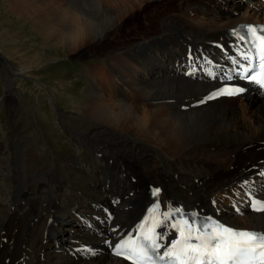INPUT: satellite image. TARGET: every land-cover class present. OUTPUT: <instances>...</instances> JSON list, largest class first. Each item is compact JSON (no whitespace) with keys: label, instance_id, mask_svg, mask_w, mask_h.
Instances as JSON below:
<instances>
[{"label":"bare ground","instance_id":"1","mask_svg":"<svg viewBox=\"0 0 264 264\" xmlns=\"http://www.w3.org/2000/svg\"><path fill=\"white\" fill-rule=\"evenodd\" d=\"M206 1L213 6L207 9ZM236 1L3 0L5 14L25 18L42 44L52 41L62 52L102 40L145 5L156 13H148L150 23L142 31L151 35L86 69L88 97L79 111L95 125L86 135L71 132L76 149L64 160L62 171L37 164L30 168L25 161L17 162L21 155L16 147L0 145V264H17L22 255L28 258L26 264H125L105 254L80 257L78 250L84 247L97 244L101 250L102 240L87 229L78 228V236L63 225L71 219L98 226L101 208L116 197L123 203L114 208L112 228L131 225L153 201L163 213L182 199L187 209L239 228L264 230V212L242 209L237 216L231 210L243 201L235 185L264 170L253 168L264 159V94L248 87L236 98L239 104L218 99L196 107L194 103L217 85L180 74L189 48L218 57L215 44L232 42L229 31L237 24L264 23V11L257 12L264 10L261 0ZM202 9L206 17H198L205 21L195 17ZM144 60L161 72L139 78ZM12 75L5 89L13 86ZM82 147L86 155L79 153ZM164 163L172 174L166 168L161 174ZM151 188L159 189L156 198ZM63 228L74 242L66 248L60 247Z\"/></svg>","mask_w":264,"mask_h":264},{"label":"rangeland","instance_id":"2","mask_svg":"<svg viewBox=\"0 0 264 264\" xmlns=\"http://www.w3.org/2000/svg\"><path fill=\"white\" fill-rule=\"evenodd\" d=\"M2 2L0 0V54L4 64L0 61V145L8 143L16 147L15 153L17 156L21 155L17 162L25 161L30 164V168L34 169L37 164L39 167L54 166L62 171L64 160L76 149L70 137L71 132L86 135L95 125L79 111L88 97L86 69L92 64H104V59L109 55L121 53L132 43L141 40L142 35H151L150 30L145 33L142 31L150 23L146 22L148 13L156 12L153 6L145 5L139 12L123 19L120 27L110 31L111 34H105L102 40L81 45L73 52H62L52 41L42 44V38L31 29L30 22L25 18L5 14L6 8ZM212 6V1L205 2L207 9ZM206 11L202 9L195 17L205 21ZM198 15H203L204 18H199ZM168 17L171 15L166 16ZM206 27L207 30L212 28L208 25ZM145 61L147 60L141 63L139 78L161 72L157 65L149 68ZM9 70L14 74L21 70L24 74L13 75V86L5 89ZM110 75H113L112 70L107 76L108 82ZM6 136L10 137L7 141ZM79 153L86 155L88 151L82 147ZM168 166L164 163L160 168L161 174L165 168L172 174ZM23 168L26 171L33 170ZM14 185L19 186L18 183ZM70 221L71 219L64 220V228L75 229L79 236V229L83 232L82 224ZM62 236L64 239L60 244L61 248L74 243L69 231L65 230Z\"/></svg>","mask_w":264,"mask_h":264},{"label":"snow or ice","instance_id":"3","mask_svg":"<svg viewBox=\"0 0 264 264\" xmlns=\"http://www.w3.org/2000/svg\"><path fill=\"white\" fill-rule=\"evenodd\" d=\"M250 31L253 35H256L257 29L250 26ZM260 31L262 35L259 38V46L264 50V29ZM261 59L264 60V56H261ZM259 67L264 70V63L260 64ZM249 79L264 87V71L250 75ZM244 91L243 88H225L219 90L215 95L236 96ZM155 192H159V189H155ZM250 206L255 211H264V202H250ZM184 223L190 230L189 236L185 239L190 241L192 239V225L188 221ZM208 227L210 225L205 223L196 229L200 232V235L196 236L200 243L186 242L179 252L173 251L167 253V255L174 257L178 264H188V261H192L193 264H264V232L238 230L231 226L219 224L216 227H212V231L209 233L207 231ZM181 235H184L183 230ZM114 247L119 248L120 246L117 244ZM116 255H121V253L117 251ZM134 255L145 256L146 253L144 249H140L138 252H134Z\"/></svg>","mask_w":264,"mask_h":264}]
</instances>
